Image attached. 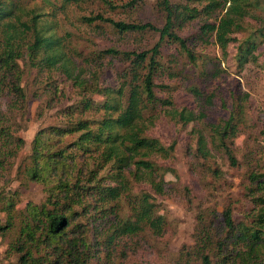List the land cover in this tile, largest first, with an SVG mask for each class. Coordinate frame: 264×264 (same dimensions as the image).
Instances as JSON below:
<instances>
[{"label": "trees", "instance_id": "16d2710c", "mask_svg": "<svg viewBox=\"0 0 264 264\" xmlns=\"http://www.w3.org/2000/svg\"><path fill=\"white\" fill-rule=\"evenodd\" d=\"M100 1L111 12L127 13L146 0H127L121 5ZM157 7L165 19L162 28L102 14L83 17L88 26L108 28L120 39L147 33L160 36L153 48L140 52L115 46L93 51L82 60L95 68L84 72L71 59L82 53H66L65 39L37 21L39 15L25 19L24 9L15 0H0V183L4 173L13 170V160L25 146L9 115L11 110L24 112L28 103L19 61L28 57L30 74L36 70L32 85L43 86L39 98L45 97L47 106L62 103L70 84L80 98L79 110L72 106L60 109V124L42 129L33 141L31 163L24 175L43 187L44 202H29L18 216L17 192L7 195L0 189V214L5 217L4 221L0 217V237L14 236L7 252L19 258L17 264H92L101 259L100 253L113 251L119 243L125 242V249L138 253L150 250L152 240L154 244L166 237L170 221L158 199L179 195L181 178L175 168L164 165V161H174L177 142L165 146L147 134L161 120L159 111L170 117L179 134L190 125L203 126L193 129L196 144L188 152L197 174L202 170L221 176L219 169L209 164L214 152L225 153L232 167L240 166L234 146L240 127L247 124L248 95L231 93L229 117L219 124L206 122L218 94L198 85L188 87V91L199 102V113L175 110L171 97L177 86L166 80L178 76L179 61L174 57L166 64L162 51L165 44L180 48L179 54L186 56L190 68L208 81L220 78L223 70L218 61L208 57L215 69H207V62H201L190 49L189 40L198 44L215 38L226 57L235 46L234 60L241 70L251 62L264 68V52H260L264 17L256 15L264 9V0H208L204 10L157 0ZM220 9L225 14L218 24L204 22L192 38L180 36L189 23L202 15L209 19ZM252 19L257 22L255 29L245 25ZM239 31H249V35L239 39ZM109 57L124 66L119 73L114 64L112 79L107 76L110 66L105 65ZM261 137L264 141V123ZM69 138L73 141L68 144ZM248 154L251 158L250 151ZM248 164L245 189L252 208L242 219L234 217L231 205L221 215L215 210L201 211L194 245L184 246L171 264H264V169L258 161ZM18 170L20 174L21 167ZM140 186L150 191H138ZM183 193L188 196L189 190L185 188Z\"/></svg>", "mask_w": 264, "mask_h": 264}, {"label": "rangeland", "instance_id": "374dc122", "mask_svg": "<svg viewBox=\"0 0 264 264\" xmlns=\"http://www.w3.org/2000/svg\"><path fill=\"white\" fill-rule=\"evenodd\" d=\"M20 8H23L26 15L24 18L29 19L33 15H39L37 21L43 26L50 27L54 30V34L66 41L67 49L65 52L72 54L74 50L82 53V56H71L74 66L79 65L80 68L87 72L88 69L95 68V64L83 62L82 58H86L93 51L98 49L104 50L111 47H119L125 50H137L138 52L145 49H151L159 41L160 36L154 33H147L137 36L136 38L120 39L111 33L108 28H97L96 26H88L82 21L83 17H92L102 14L105 17H111L115 20H124L133 23L147 24L151 23L158 28H162L165 19L157 7V0H146L145 4L139 6L131 12H111L100 0H15ZM115 5L126 3L127 0H112ZM174 5H188L198 10H204L208 5V0H172ZM228 7V6H227ZM225 11L220 9L214 12L211 18L206 16L189 23L180 36L184 39H190L199 32L202 23L218 24ZM257 16L264 17V9L256 12ZM28 16V17H27ZM248 28L255 29L257 22L252 19L245 24ZM249 35V31H239L236 36L244 39ZM197 43L194 39L189 40L188 45L192 52L201 62H207L206 68L214 70V64L208 58L218 61V67L221 66L223 73L217 80L208 81L204 75L198 76L191 67L189 60L181 56L180 48H176L171 44H165L162 54L163 61L166 64L172 62L175 57L178 59L177 73L175 79L166 82L177 86V90L172 95L175 104V110L193 111L198 114L200 111L199 102L192 93L188 91V87L198 85L200 88L209 93L216 92L218 98L213 111L209 113L206 122L221 123L229 117V112L233 106L231 93H237V96L248 95L246 103V122L245 126L240 127L239 138L234 146V152L240 166L232 167L225 153L214 152L210 161L212 168H218L221 176L215 177L212 172H195L190 164L189 147H195L196 140L192 131L194 128L203 129L202 125L193 124L181 134L178 133V127L170 121V117L161 114V120L147 133L150 137L160 140L162 144L168 146L176 141V151L174 161H164V165L173 167L180 175L181 181L178 185L181 195L174 198H159L158 202L162 204L161 209L164 210L170 221V227L166 232V237L161 241L150 242L151 249L142 250L135 253L132 248L125 249L123 243L112 250H105L100 253L101 259L94 261L92 264H171V259L179 254L184 246H193L195 243L194 234L197 226V216L202 211L215 210L221 215L228 205L234 209V217L242 219L243 215L252 208L253 204L246 193V185H248V171L250 162H261L264 169V141L261 137V130L264 123V68L256 62L249 63L245 69L241 70L235 60V46H231L228 50V56L223 52L218 44H215V38L209 43ZM260 52H264V44L260 47ZM208 57V58H207ZM27 58L19 61L20 67L24 71L22 85L27 91L28 103L26 110L19 113L18 111L10 112L16 129V136L21 137L25 141V146L20 151L18 157L13 160V170L10 168L4 173V177L0 183V189H5V193L12 195L17 192L18 205L16 207L18 216L23 213L29 202L33 204H41L45 200L43 187L34 182H30L24 175L31 160L29 159L33 151V141L38 132L42 129L58 126L61 122L60 109L72 106L79 110L80 98L76 96L75 90L71 86L66 89L68 93L63 98L62 103L57 102L47 106L44 101L46 98H39L42 93L43 86L34 87V77L36 70L31 74L27 68ZM106 59L105 65L110 66V72L107 74L111 79L115 78L114 68L119 73L123 72L124 66L118 60ZM262 62V59H260ZM76 63V64H75ZM220 65V66H219ZM81 68V69H82ZM51 74V72H50ZM52 76L56 73L52 71ZM85 77V76H84ZM62 77H59L60 80ZM61 82V81H60ZM61 84V83H60ZM60 90H64V85L60 86ZM101 99L100 96H95ZM8 110V108H4ZM168 111V110H167ZM16 112V113H15ZM210 139V137H209ZM73 138L67 139L68 144ZM251 152V158H249ZM248 154V155H247ZM250 161V162H249ZM253 167V165H251ZM21 172L19 174V168ZM206 175V176H205ZM187 188L189 195L186 196L183 191ZM17 190V191H16ZM138 191H150L146 186L138 187ZM4 221V214H0ZM81 223V221H80ZM14 236L8 238L0 237V264H17L18 257L7 252L9 244L13 241ZM147 244V243H146ZM134 253H133V252Z\"/></svg>", "mask_w": 264, "mask_h": 264}]
</instances>
